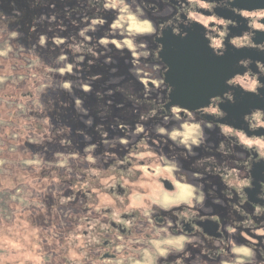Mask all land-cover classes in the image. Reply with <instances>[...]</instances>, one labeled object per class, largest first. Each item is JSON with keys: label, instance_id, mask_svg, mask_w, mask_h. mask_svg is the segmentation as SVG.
Returning <instances> with one entry per match:
<instances>
[{"label": "flooded vegetation", "instance_id": "obj_1", "mask_svg": "<svg viewBox=\"0 0 264 264\" xmlns=\"http://www.w3.org/2000/svg\"><path fill=\"white\" fill-rule=\"evenodd\" d=\"M40 2L48 14L57 12L60 29L68 24L74 35L93 21L105 22V29L114 18L105 0ZM114 2L145 26L147 56L142 60L147 63L142 64L157 71L163 89L161 103L149 104L163 118L172 111V140L158 132L151 136L144 127L137 134L142 146L160 140V148L152 150L164 153L172 172L159 177L158 186L172 193V205L159 207L154 205L157 197L140 196L141 204L131 206L130 181L136 182L135 170L146 162L136 164L129 147L117 160L108 158L106 169L120 171L121 177L115 171L117 179L107 187L114 207L96 209L91 182L86 183L90 192L78 189L81 195L85 191L84 205L90 208L82 225L80 217L74 220L76 235L81 227L86 229L80 243L73 236L79 264L115 259L120 238L138 241V250L148 255L140 264H264V0ZM163 48L172 53V71H211L190 78L189 86L220 92L194 112L173 106L163 114L170 90L163 82L167 67L158 57ZM176 77L172 90L184 89L187 84L180 86Z\"/></svg>", "mask_w": 264, "mask_h": 264}, {"label": "rangeland", "instance_id": "obj_2", "mask_svg": "<svg viewBox=\"0 0 264 264\" xmlns=\"http://www.w3.org/2000/svg\"><path fill=\"white\" fill-rule=\"evenodd\" d=\"M114 1L105 0V3L111 6L109 10L112 9L114 12L111 26L107 25L102 29L105 22L104 24L93 21L74 35L72 29L66 28L68 24L62 29L58 27L57 12L54 10L48 14L40 0H0V264H58L59 229L70 228L67 236L71 238L73 234L79 236V243L81 231L86 230L81 227L76 235L74 225L69 223L70 219L76 220L80 217L82 225L83 217L90 212V208L84 205L85 200L88 202L87 199L84 200L85 192L81 195L78 189L90 192L92 188V194L98 198L96 204L98 211L114 207L115 202L109 197L107 187L112 180L114 182L120 177V171L110 167L106 169L111 162L107 159L113 157L117 160L118 155L115 152L121 154L126 147H129L130 156L136 164L146 162L138 171L135 170L138 175L136 182L131 177L129 190L130 195L134 196L131 198V206L141 204L140 196L157 197L154 205L159 207L172 205V193L158 186V178L169 177L172 172V166L162 155L164 153L158 152L156 155L153 152L154 148H160L158 146L160 140L158 144L142 146L137 138V134H140L144 127L151 136H156L158 132L172 140V121L169 122L172 120V111L166 118H161L160 114H157L160 120L154 124L145 121L146 119L135 124L121 123L113 134L101 132L98 135L101 137L100 140L96 136L94 138L91 135L83 136L76 143L79 150L73 153H65L64 150L61 151L62 148L57 147L49 151L38 150L40 147L55 144L51 131L40 138L30 133L27 141L34 148L30 151L22 150L18 145L20 138L14 131L13 120L18 116H28L30 111L42 110L50 104L41 103L38 98L12 96L20 89H25L27 85L31 89L29 79L23 78L20 73L36 71L34 69L40 65L48 68L49 73L56 72L61 75L62 83L59 88L66 93H70L74 82L79 85V90L85 93L90 92L92 85L97 82L107 89L110 86L105 95L112 98L117 92L121 93L123 88L128 89V84H125L127 82L124 83L122 80L129 73L140 85L144 98L148 97L155 105L161 103L162 79L157 75V71H148L147 66L144 67L142 64L147 63L142 60L147 56L143 47V35L147 34L145 26L139 24L126 8L117 7ZM26 28L29 30L26 31ZM36 28L43 29L41 43L52 47L45 53L38 52L32 45H28ZM60 30L64 33H60ZM76 42L80 43L78 47L75 46ZM94 45H98V51H94ZM112 49L124 57L121 70L114 66ZM46 57L52 59L48 66L42 63ZM92 58H99L105 67H97ZM86 60L89 64L84 66ZM53 66L58 68L53 70ZM85 72L88 73L89 80L83 84ZM149 85H152L154 90ZM55 87L56 83L50 84L49 87L44 84L38 87V90H34V93L39 97L40 93L45 91L42 89L50 90ZM107 104L110 105L111 102ZM75 105L78 110L76 114L86 116L82 103L76 101ZM26 119L30 120L31 117L28 116ZM75 125L90 128L92 122L80 118L78 122L76 120ZM104 153H108L107 159ZM115 163L118 164L117 161ZM87 164L91 165L90 168H87ZM115 171L118 172L117 178H114ZM122 178L128 179L126 176ZM78 181H81L80 185ZM87 182H91L90 189L86 187ZM64 191L73 194L71 209L50 210L47 202L58 201V195ZM65 203L67 204V200ZM76 207L81 209V215L77 214ZM38 211L41 213L36 214ZM39 215L45 217V223L41 228H38L36 221ZM86 217L89 218V214ZM120 242V247L114 250L115 259L101 260L100 257L97 264H140L148 260L147 253L138 250V241L127 242L120 238ZM77 253H72L70 260L79 263L81 259Z\"/></svg>", "mask_w": 264, "mask_h": 264}, {"label": "trees", "instance_id": "obj_3", "mask_svg": "<svg viewBox=\"0 0 264 264\" xmlns=\"http://www.w3.org/2000/svg\"><path fill=\"white\" fill-rule=\"evenodd\" d=\"M25 30L28 31L29 29L26 28ZM42 37L43 29L36 28L32 32V40L28 42V45H32V48L34 47L38 52L45 53L47 52L46 50H49L52 47L50 45L48 46L46 43L42 44ZM78 45H80V43L76 42L75 46L78 47ZM93 49L94 51H98V45H94ZM112 51V60L114 61V66L118 67L119 70H121V63L124 57L120 52L118 53V51L114 49H112ZM92 59L95 60L97 67H105V64L102 63L99 58ZM42 63L48 66V64L52 63V59L46 57L45 60L42 61ZM88 64L89 61L86 60L84 66H87ZM57 68L58 67L53 66V70H56ZM128 68H131L130 59ZM34 70L36 71H22V73H20L23 78L29 79L31 89H29V86L27 85L25 89H20L19 91L15 92V94H13L12 96L15 98H38V100L40 99L41 103L49 102L50 104L48 105V107H44V109L42 110L34 109L33 111H30L28 113V116L31 117L30 120L26 119V117H28L27 115H20L13 120V125L15 127L14 131L20 138L18 145L22 148V150L30 151V149L34 148L27 141L30 133H34L35 136L39 138L43 137L49 131L53 133L52 138H54V141H56L55 144L52 146L49 145L46 147H40L38 149L40 151H42L43 149L49 151L52 150L53 147H57L62 148V150H57H64L65 153H73L75 152V150L76 152L79 150L76 148V143L79 142V139H82L83 136L91 135L93 136V138L96 136L100 140L101 137H98V135L101 132L104 134H113V132L117 130V126H120L121 123L135 124L143 119H148V122L154 124L160 120L159 116L157 115L158 113L156 112L157 108H154V106L149 104L148 98L142 99L143 91L140 88V85H138L137 82L134 80V76L130 75L129 73L127 76H124L122 80L124 83L127 82L125 84H128V89L126 90L125 88H123L121 90V93L117 92L115 97L112 98L108 95H105L106 90H108L110 86L107 89L99 85L97 82L92 85V90L90 89V92L88 93L80 91L79 85L74 82L70 93H66L59 88L60 84L62 83L61 75L56 72L49 73L48 68L45 69L42 65L38 66ZM117 76L118 75H113V77ZM83 78L84 82L82 83H88L87 81L89 80V75L87 72H85V76ZM106 79H108V77ZM53 83H56V87L51 88L50 90H46V88L42 89L45 91L42 94L40 93L39 97L34 93V90H38V87L44 84L46 85V87H49V85ZM76 101H80L82 103V107L84 108V113H86V116L76 114V111H78L75 105ZM108 102H111V104L108 105ZM160 116L162 118V115ZM80 118H82L84 121L90 120V123L92 122V127H77L75 123L76 120L78 122ZM109 120H111V125H109ZM115 154L120 157V154H118L117 152H115ZM104 156L107 159L108 153H104ZM51 171H53V169ZM84 192L85 191H83V194ZM58 198L59 200L56 202H51V200L47 202V205L49 206L50 210L55 208H57L58 211H65L68 208L71 209V207L73 206L72 193L64 191L61 195H58L57 199ZM66 200L67 204L65 203ZM50 210L48 212V215L50 214ZM38 213L41 212L38 211L36 214ZM44 218L45 217L43 215L37 216L36 221L39 225L38 228H41L42 225L45 223ZM69 223L74 225V219H70ZM69 229L70 228H62L59 229L58 232V264H79L73 259L72 261L70 260V256L72 253L75 252V250L73 247L74 234L72 238L71 236H67L70 232Z\"/></svg>", "mask_w": 264, "mask_h": 264}, {"label": "water", "instance_id": "obj_4", "mask_svg": "<svg viewBox=\"0 0 264 264\" xmlns=\"http://www.w3.org/2000/svg\"><path fill=\"white\" fill-rule=\"evenodd\" d=\"M158 57L167 67V71L163 73V82L170 88L167 95V102L162 106L163 114L169 113L173 106H178L180 109L188 112H194L204 107L208 99L220 92L221 88H218V91H213L201 85L189 86L186 83L190 78H200L202 74H208L211 73V71H172V53L165 48L159 53ZM181 72L184 73V75H182ZM173 76H177L175 79L176 82L178 80L181 81L180 86L181 83H183V85L187 84V86L184 89L180 87L176 90H172ZM164 185L166 190L170 191L172 189V187L167 186V182H164Z\"/></svg>", "mask_w": 264, "mask_h": 264}]
</instances>
